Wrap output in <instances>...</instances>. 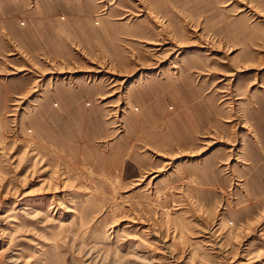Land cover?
<instances>
[{"label": "rangeland", "instance_id": "obj_1", "mask_svg": "<svg viewBox=\"0 0 264 264\" xmlns=\"http://www.w3.org/2000/svg\"><path fill=\"white\" fill-rule=\"evenodd\" d=\"M0 264H264V0H0Z\"/></svg>", "mask_w": 264, "mask_h": 264}]
</instances>
